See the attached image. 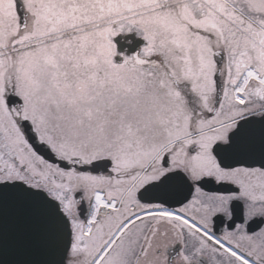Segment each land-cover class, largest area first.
<instances>
[{
    "label": "snow or ice",
    "instance_id": "snow-or-ice-1",
    "mask_svg": "<svg viewBox=\"0 0 264 264\" xmlns=\"http://www.w3.org/2000/svg\"><path fill=\"white\" fill-rule=\"evenodd\" d=\"M0 264H264V0H0Z\"/></svg>",
    "mask_w": 264,
    "mask_h": 264
},
{
    "label": "flooded vegetation",
    "instance_id": "flooded-vegetation-1",
    "mask_svg": "<svg viewBox=\"0 0 264 264\" xmlns=\"http://www.w3.org/2000/svg\"><path fill=\"white\" fill-rule=\"evenodd\" d=\"M118 37H121L122 39H121V42H120V47L123 49V48H128L129 49V51L131 52V50H132V47L136 44V42H135V40H134V43L132 44V45H129L128 43H127V41L129 40V39H131L130 37H125V36H118Z\"/></svg>",
    "mask_w": 264,
    "mask_h": 264
},
{
    "label": "water",
    "instance_id": "water-1",
    "mask_svg": "<svg viewBox=\"0 0 264 264\" xmlns=\"http://www.w3.org/2000/svg\"><path fill=\"white\" fill-rule=\"evenodd\" d=\"M132 40L134 39L133 37H130ZM121 37H118V38H116L115 40H116V42H117V44L120 46V42H121ZM135 47H136V44L132 47V50L131 51H133L134 49H135Z\"/></svg>",
    "mask_w": 264,
    "mask_h": 264
}]
</instances>
